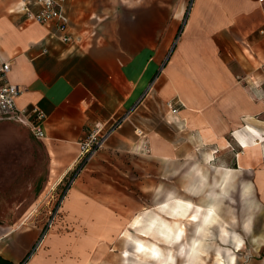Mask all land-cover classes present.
I'll return each mask as SVG.
<instances>
[{
  "label": "crops",
  "instance_id": "0c3cea01",
  "mask_svg": "<svg viewBox=\"0 0 264 264\" xmlns=\"http://www.w3.org/2000/svg\"><path fill=\"white\" fill-rule=\"evenodd\" d=\"M19 2L0 0V57L12 63L9 83L22 90L17 108L44 114L45 138L40 140L47 155V183L56 186L71 176L79 164L78 143L95 125H108L127 115L129 124H124L125 118L106 148L126 157L139 151L142 174L148 176L152 167L158 168L163 182L185 183V191L178 186L177 192L195 198L206 185L219 194L218 183L230 170L231 187L229 194L219 196V211L214 206L205 209L219 215L221 199L232 198L233 193L246 214L251 205V220L252 213L264 207V148L249 149L251 140L264 141V35L260 33L264 4L257 0H66L67 34L76 42L63 43L56 24L44 26L14 13ZM168 102L182 104L176 115L170 113ZM156 106L162 108L159 129L153 125L151 137L136 142L133 128L151 122ZM14 124L20 126L0 121L4 129L17 127ZM238 134L243 137L241 146ZM163 188L166 200L156 207L155 216L174 225L175 231L182 225L180 219L170 218L160 206L175 201L193 204ZM65 199L64 211L70 217L91 215L106 234L115 231L117 225L109 219L114 212L89 200L82 189L71 188ZM31 210L32 206L27 212ZM234 223L232 229L249 237L246 241L239 237L243 246L236 264L250 253V264H264V227L262 233H255L253 220L244 229L242 222ZM147 224L140 215L135 217L126 238L133 241L131 256L136 261L155 264L147 255L138 256L136 240L167 250L168 244L139 235L137 228ZM17 229L0 226V258L12 264H19L39 235V230ZM234 239L228 236L226 263L235 251ZM174 247L181 251L180 257L186 256L181 249L184 242ZM101 248L105 251L106 244ZM125 257L129 259L128 252ZM165 257L161 255L159 261ZM25 264H89L88 234H51Z\"/></svg>",
  "mask_w": 264,
  "mask_h": 264
},
{
  "label": "rangeland",
  "instance_id": "374dc122",
  "mask_svg": "<svg viewBox=\"0 0 264 264\" xmlns=\"http://www.w3.org/2000/svg\"><path fill=\"white\" fill-rule=\"evenodd\" d=\"M247 58L249 62L255 66L257 65L256 61L251 57L248 56ZM154 109L155 112L151 122L147 121L148 124L146 126H136L137 129L143 132V137H136L133 134L136 142L148 140V135L150 137L152 135L151 127L153 125L158 124L157 129H159L162 108L156 106ZM126 116L121 118L124 119ZM129 121L126 118L124 124H129ZM15 126L17 127L10 129L0 127V226L6 229H17L18 226H21L20 229H17L19 232L26 229H30L26 232L39 230V235L35 238L28 252V259L51 234L65 236L74 233H87L89 264H135L134 261L136 260L131 256L134 253L133 241L126 238L128 226L139 215L141 220L147 221V219L159 212V207L157 210L156 207L166 200L161 195L162 186L165 191L168 190L170 193H175L178 195L177 197L193 204L192 206L184 202L186 204L184 217L180 218L179 221L184 229L182 243L184 242L185 247H181V249L184 250V255L186 256L184 257L185 259L180 257L181 251L176 247L172 248V253L174 258H176V262L174 261L173 264L189 263L188 257L194 240H198L200 246L195 263L192 264H227L225 261L227 260L228 246L225 245L228 243V236L236 239L241 237L245 241L249 239V237L239 232L237 228H231L232 221L235 222L234 224L237 223V225L242 222V229H244L246 226H250L249 223L252 225L253 220L254 232L262 233L264 207L260 206L259 209L257 208V211L252 213L251 220V214L249 213L251 205L249 204V211L246 214L245 206L240 207L237 203V195L235 193H233L232 198L228 196L221 199L220 214L215 217L206 230L196 232L197 225L202 220V215L207 211L205 208L214 206L219 211V196L227 192L229 194L230 180L232 178L230 170L225 172V176L222 178L223 182L218 183L219 194L210 192L206 185V189L198 197L182 196L187 184L163 182L159 169L155 167H152L153 172L148 176L141 173L142 169L139 167V164H141L139 159L142 157L138 154L139 151H134L131 157L110 152L106 147L113 134L103 148L81 165V168L73 177L71 176L55 186V183L46 182L47 155L43 143L41 140L34 138L27 127ZM255 131L258 132L257 130ZM133 132L135 133V128H133ZM235 136L241 146L239 140L243 139L242 135L238 134ZM249 143V149L264 148V141L261 139L257 142L251 140ZM254 144L256 145L252 146ZM178 186L184 189L182 193L177 192ZM200 186H203V183ZM71 188H80L92 202H98L109 207L114 212V215L109 219L117 225L115 231L106 234L91 215L88 217L86 215L70 217L64 211V207L68 204L65 197ZM243 190H247L245 186ZM243 196H245V193ZM229 202H235V204L232 205ZM56 203L58 204L57 207ZM31 206L32 210L28 213L27 211ZM194 215L197 219L196 223L189 220ZM52 217L55 219L54 223L51 228L47 229ZM87 218H91L89 219L91 221ZM214 224L217 225L214 226ZM42 235H46L47 238L45 237L46 239L43 240ZM131 236L136 239L135 231H131ZM236 239H234L235 244ZM104 244L107 247L105 251L101 248ZM162 251L166 255L168 250L163 248ZM126 252L129 253V259L125 257ZM237 253L238 250L235 248V251L231 254L235 257V264L237 262ZM251 258L252 255L250 253L241 264H250ZM136 262L142 264L141 262Z\"/></svg>",
  "mask_w": 264,
  "mask_h": 264
},
{
  "label": "built area",
  "instance_id": "2783aa9c",
  "mask_svg": "<svg viewBox=\"0 0 264 264\" xmlns=\"http://www.w3.org/2000/svg\"><path fill=\"white\" fill-rule=\"evenodd\" d=\"M65 1L20 0L17 8L13 12L23 14L44 26L54 23L58 27L57 30L61 32L59 36L61 42L75 43L76 39L70 34H67L69 20L66 15L67 12L63 9ZM257 2L261 5L264 4V0H257ZM32 7H36L37 11H33ZM260 33L264 35V30H261ZM11 64L9 60L0 57V121H11L27 127L34 138L43 140L45 138L41 127L42 121L44 120L43 112L38 109H18V106H16V99L20 96L22 90L18 86L10 84L8 81ZM180 105L182 106L179 102ZM179 106L174 105L172 102L167 103V107L172 115L177 114ZM124 120L125 118H121L108 125H95L92 131L78 143L79 163L87 162L98 150L103 148L108 139L120 128ZM135 134L136 137H143V132L137 129V127L135 128ZM57 205L56 203V207ZM54 220V217H52L47 229L51 228ZM46 235H42L43 240Z\"/></svg>",
  "mask_w": 264,
  "mask_h": 264
},
{
  "label": "bare ground",
  "instance_id": "6f19581e",
  "mask_svg": "<svg viewBox=\"0 0 264 264\" xmlns=\"http://www.w3.org/2000/svg\"><path fill=\"white\" fill-rule=\"evenodd\" d=\"M184 202L182 201H175L169 204H164L161 206L160 210L161 212L166 213L170 218L173 219H180L184 217L185 213V206ZM217 217V214L211 210L207 209L206 212L202 215V220L200 221V224L197 225L196 232H203V230H206L207 227L212 223V221ZM192 222H197L196 216L194 215L191 219H189ZM148 224L144 229L137 228V233L141 236L145 235H151L153 237H158L162 239L163 242L168 244L167 247H169L167 254L165 255V259L161 262L159 259L161 258V255L163 254L162 249L155 245H148L145 243V241L141 239L136 240V253H138L139 257H142L144 259L147 255V257H150L155 264H173L175 261L174 255L172 253V248L177 244H182V237H183V228L179 226L175 231L173 230L174 225L169 224L168 222L164 221L162 218L158 216H153L149 218ZM129 236V235H128ZM200 246V242L198 240H194L191 244V250L188 257L189 263L192 264L195 263V259L197 258V252L198 248ZM237 250H240L242 247V240L240 238L236 239V244L234 246ZM227 264H235V257L233 255H230L228 258Z\"/></svg>",
  "mask_w": 264,
  "mask_h": 264
},
{
  "label": "trees",
  "instance_id": "16d2710c",
  "mask_svg": "<svg viewBox=\"0 0 264 264\" xmlns=\"http://www.w3.org/2000/svg\"><path fill=\"white\" fill-rule=\"evenodd\" d=\"M83 164H84V163H79V164H78L77 168H76V169L73 171V173L71 174L72 177H73L74 174L77 173V171L81 168V165H83ZM71 176H70V177H71ZM62 195H64V194L62 193ZM64 196H65V195H64ZM28 256H29V253H27V254L23 257V259L19 262V264H25V262H27V260H28ZM0 264H12V263H10V262H8V261H6V260L0 258Z\"/></svg>",
  "mask_w": 264,
  "mask_h": 264
}]
</instances>
